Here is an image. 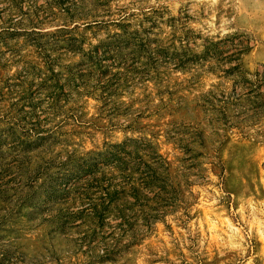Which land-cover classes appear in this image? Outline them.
Masks as SVG:
<instances>
[{"label":"rangeland","instance_id":"374dc122","mask_svg":"<svg viewBox=\"0 0 264 264\" xmlns=\"http://www.w3.org/2000/svg\"><path fill=\"white\" fill-rule=\"evenodd\" d=\"M0 264H264V0H0Z\"/></svg>","mask_w":264,"mask_h":264}]
</instances>
